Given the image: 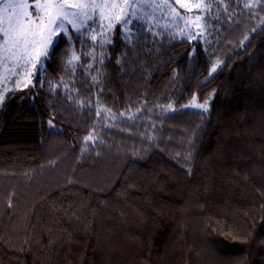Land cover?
<instances>
[{
  "label": "trees",
  "instance_id": "obj_1",
  "mask_svg": "<svg viewBox=\"0 0 264 264\" xmlns=\"http://www.w3.org/2000/svg\"><path fill=\"white\" fill-rule=\"evenodd\" d=\"M222 14L210 42L117 26L96 82L72 31L6 95L0 264H264V0ZM194 97L210 110L182 108Z\"/></svg>",
  "mask_w": 264,
  "mask_h": 264
},
{
  "label": "snow or ice",
  "instance_id": "obj_2",
  "mask_svg": "<svg viewBox=\"0 0 264 264\" xmlns=\"http://www.w3.org/2000/svg\"><path fill=\"white\" fill-rule=\"evenodd\" d=\"M258 3V0H256ZM180 9L191 12L207 7L203 0L196 4L188 0H175ZM153 9L146 13L144 8ZM256 3L245 4L247 8H253ZM168 9V15L177 21H184L185 28L179 29L181 35H187L188 39H196L203 32L201 15L184 16L177 8L165 0L164 3H149L148 0H0V84L11 81L16 89L28 87L33 83L32 70L39 71V66L50 55V49L54 44V38L63 33L70 35L71 30L82 33L87 32L93 42V50L85 55L91 56L96 61V49H100L98 63L103 66L105 54L104 48L111 43L116 26L122 30L125 40H130L133 33L132 24L142 17L148 21L155 20V10ZM163 18V16H162ZM195 25L201 29V33L193 34L190 26ZM167 27V25H165ZM175 27L179 28L178 23ZM247 39V37H245ZM80 57L73 52L68 60L75 68L74 61ZM120 61H117L119 63ZM89 69L93 68L90 64ZM218 63L213 64L209 76L217 71ZM97 75L92 76V81H98L101 75L99 69ZM21 74L23 79L20 78ZM6 91H8L6 89ZM5 99L4 93H0V103ZM195 100V98H194ZM192 107L208 111V101L203 104L192 103ZM171 107V105H169ZM97 115H100L98 110ZM51 124V121H49ZM94 136L89 134L85 142L92 141ZM190 171V170H189ZM11 206V205H9Z\"/></svg>",
  "mask_w": 264,
  "mask_h": 264
},
{
  "label": "rangeland",
  "instance_id": "obj_3",
  "mask_svg": "<svg viewBox=\"0 0 264 264\" xmlns=\"http://www.w3.org/2000/svg\"><path fill=\"white\" fill-rule=\"evenodd\" d=\"M262 0H258V3L256 2V0H251V2L256 3V6L253 8H247L245 7V4L249 3L250 0H203V4L206 5L207 7H203L200 9L197 8H193L191 12H188L187 10L184 9H180L179 5L175 4V0H167L168 3L173 4L178 11L181 12L182 15L184 16H193L194 14H199L201 15V25L203 26V32L201 33V29L197 28L195 25H191L190 26V31L195 35L197 33H201L200 35H197L196 39H202V40H206V41H211L213 33L216 31V29L219 27L218 26V22L219 19L222 18L221 16L223 15L222 12H230V14L234 13V10H236V6H242L245 9L249 10H253L258 8V6L260 5ZM30 2H34V0H30ZM141 2H143V0H141ZM149 3H164L165 0H148ZM188 2L192 3V4H196L198 2H200V0H188ZM144 12L146 13H151L153 12V9L148 8L147 6H145ZM163 16V18H162ZM179 25V28L175 27V24ZM165 25H167V27H165ZM119 26V25H117ZM116 26V27H117ZM67 27H69L70 29V35L69 36H65L63 33H61L59 36L54 38V43L61 37H67L68 39H70L72 41V31L71 30V26L67 25ZM120 27V26H119ZM185 28V24L184 21H177L175 20V18L171 17L168 15V9H157L155 10V20L154 21H148L145 18H141L139 20H136L132 26H131V31L133 33L132 37H134L139 31L140 29H145L146 31H149L152 36L158 38V39H163L165 37L168 38H178V39H188L187 35H181L180 30L179 29H183ZM75 32V31H73ZM78 35H83L84 39H89V34L87 32H82V33H77ZM113 37V36H112ZM90 40V39H89ZM112 40V38H111ZM91 42V40H90ZM92 45H90L88 47V49L86 50V53H89L93 50V42H91ZM74 43L72 42V47H71V52L68 56L67 62L68 60L72 57L73 52H75V54L77 56L80 57L79 61H74V64L76 65L75 68H73V66L71 64H68V67L71 69L72 71V77L74 74L78 73V69L81 67L82 64V56L80 51H77L75 49V46L73 45ZM54 45V44H53ZM108 46V44L106 45V47ZM53 47V46H52ZM51 47V48H52ZM105 47V48H106ZM105 48H104V53H105ZM51 50V49H50ZM99 53H100V49L97 48L96 49V54H97V59L96 61H93L92 57L89 56V60L88 63L83 66V69L85 71L88 72V74L93 73L94 75L95 72L94 70L96 69L95 64L96 62H98L99 60ZM48 59V58H47ZM47 59L43 61V63L39 66V71L37 72L36 70H32L33 75H32V81L34 83L35 78L38 74L43 73L45 67H46V62ZM218 63V67L222 64L221 61H215V64ZM92 64L93 68L89 69V65ZM217 67V68H218ZM74 70V71H73ZM92 71V72H91ZM21 79H23V75L21 74L20 76ZM70 79H65L62 80V89L65 92H69L70 94L74 95V90H73V86L71 84V81H69ZM32 83V84H33ZM31 85V84H30ZM57 85V84H56ZM21 88H25V87H21ZM6 89L8 91H6ZM16 90V86L14 82L8 81L5 82V84H0V93H4L5 98L6 95L13 91ZM195 98V100H194ZM192 100H190L188 103H186L185 105L182 106V108H186V109H194V110H200L203 111V109H199V108H195L192 107L191 104L192 103H199V104H203L204 102H200L197 100L196 97H194ZM5 101V99H4ZM3 101V103H4ZM208 101V111L210 110V100ZM3 103H0V109L3 106ZM100 112V115H97L100 119H101V123L99 124V126H109L110 123H112V121H115L116 118L114 116H112L106 109L105 107L98 103L96 106V112ZM176 107L174 105H171V107L169 106H165L163 108V111L167 112H174L176 111ZM92 135L94 136V139L92 141H88L87 143L84 141L85 144V149L88 150L89 147L97 145L100 138L98 133L95 131L92 133Z\"/></svg>",
  "mask_w": 264,
  "mask_h": 264
}]
</instances>
